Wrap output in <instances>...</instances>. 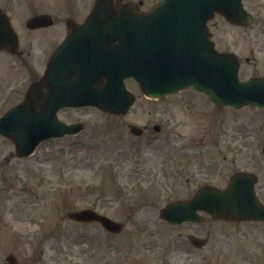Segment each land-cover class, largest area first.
Listing matches in <instances>:
<instances>
[{"label": "rangeland", "instance_id": "rangeland-1", "mask_svg": "<svg viewBox=\"0 0 264 264\" xmlns=\"http://www.w3.org/2000/svg\"><path fill=\"white\" fill-rule=\"evenodd\" d=\"M0 5L3 6L1 1ZM244 5L254 17L253 24L248 27L224 25L219 17H214L211 21L214 25L218 23L216 31L221 39L219 48L233 49L235 41L242 44L243 41L256 39L257 47L264 51V0H244ZM16 13L18 21H23L30 12L25 8ZM47 50H32V64L40 62L33 66L34 71H39L43 65V55L39 57L38 52L45 55ZM237 52L242 62L240 79L264 69V64L261 63L264 58L259 59L263 52H258L259 56L251 55L250 46L244 45L239 46ZM243 58H248L247 62ZM34 71L23 70L18 80V87L22 92L35 79ZM125 85L136 97L127 118L108 119V116L92 107L60 111L57 113L60 119L84 121V133L51 140L28 158L6 159V155L13 150V145L0 136V264H5L8 254H12L18 264H264L256 239L263 231L255 223H228L207 219L201 225L183 223L172 226L160 221L158 209L172 199L190 195L192 186L187 187L177 181L182 184L178 188L171 181L169 183L176 189L162 191L157 186L159 182L156 184L152 177L134 174L131 161L137 153L131 151V146L137 144L135 145L134 140H129V133L123 127L128 122L139 126L148 122L147 117L141 120L134 116L140 108L138 106L144 104L151 110L150 130L153 124L161 125L158 115L161 114L165 117L162 131L165 136L176 137L182 131L185 134L197 132V138L203 137L200 141L207 144L209 137L205 130L210 127L213 129L208 136L217 132L224 133V128L215 127L224 126L221 120L224 118L234 126L231 133L239 127L244 129L246 152L252 154L255 160L264 138V110L247 107L232 113L228 108H215L216 116L213 115V119L207 116L212 122L204 115L203 129L200 126L191 132V125L189 129L176 128L179 122L170 118L167 112L175 108V105L179 109L186 105L193 115L205 113L208 109H199L198 106L192 108L193 105L196 106L194 102L202 104V96L189 90L183 91L177 96V100L153 101L140 93L133 80H127ZM11 88L13 90L10 95L13 97H8L6 101L7 96H1L4 100L0 101V115L21 98L22 92L19 94L14 86ZM234 123L240 126L237 127ZM83 138H86V144L83 143ZM96 138L99 143L94 142ZM256 143H259L257 148ZM140 147L144 149V146ZM214 151L217 162L220 159L219 153L217 149ZM144 152L146 149L137 156L143 157L145 162L146 157L157 163L169 158L173 161V168L179 166L177 154L170 152L169 148L156 147L154 151ZM169 168L163 169L167 185H171L166 181L165 174V170ZM190 172L192 170L186 166L177 168L180 178H184L182 175L188 177ZM138 177L140 181L137 180ZM201 178L209 177L201 174ZM82 208H92L114 220L122 221L125 228L114 235L105 232L98 224H76L66 219L69 211ZM3 211L4 217L1 216ZM31 232L38 236L29 239L27 236ZM188 234L207 236L208 243L196 250L188 243ZM52 236L54 238L47 242L44 254L41 255L37 245L43 238L49 239Z\"/></svg>", "mask_w": 264, "mask_h": 264}, {"label": "water", "instance_id": "water-1", "mask_svg": "<svg viewBox=\"0 0 264 264\" xmlns=\"http://www.w3.org/2000/svg\"><path fill=\"white\" fill-rule=\"evenodd\" d=\"M215 11L235 23L245 24L248 21L241 10L240 0H161L150 18L144 14L131 13L129 8L112 12L100 0L83 30L87 34V39H83V51L90 50L89 55L83 54L84 59H90L83 63V76L78 68L71 69L70 43H64L53 55L43 77L41 86L48 88L47 99L44 100L46 106L35 113L31 104L35 102L39 86L32 85L26 102L0 119V133L11 136L17 154L22 156L31 152L44 139L42 130L56 135L63 133L55 131V126L60 124L55 120L52 108L56 110L64 105L90 104L110 112H125L133 99L123 84V80L128 77H133L139 83L140 90L152 98L192 86L207 94L213 102L235 107L245 104L264 106V78L240 82L237 78L238 62L233 55L216 52L211 44L200 40V35H191L199 43L186 40L176 43L175 34L181 33L184 26L186 29L194 24L196 33H204L205 22ZM128 24H134L136 28L123 31L118 26ZM146 26L151 29L152 41L147 39L150 32L149 29L145 30ZM162 31L167 32L162 37L173 35V44L171 41L169 45L161 44ZM107 32L116 33L114 40L119 41L116 50L102 49L105 46L102 38ZM119 32L120 35H117ZM98 46L103 51L93 57L91 48L97 49ZM70 69L71 75L68 74ZM101 82L104 85L99 87ZM71 90L83 93V103L71 101ZM44 121H48L46 124H51V127L41 128ZM26 141L29 142L25 144ZM251 184L241 175L234 177L225 191L204 186L191 200L168 205L161 215L170 221L194 220L197 219L196 210H205L216 217L256 219L258 213ZM69 217L80 221L96 220L112 232L122 228L120 224L91 210L72 212ZM190 240L193 244L196 241L197 245L202 244V241L193 237ZM7 260L12 263L11 257Z\"/></svg>", "mask_w": 264, "mask_h": 264}, {"label": "flooded vegetation", "instance_id": "flooded-vegetation-1", "mask_svg": "<svg viewBox=\"0 0 264 264\" xmlns=\"http://www.w3.org/2000/svg\"><path fill=\"white\" fill-rule=\"evenodd\" d=\"M141 3H143L142 6L147 4L148 6H151L155 0H140ZM80 7L72 10L67 9L70 12H73V16L77 17L79 16L78 20L80 23L83 21V9H86L85 6L88 3V0H79ZM89 4V3H88ZM59 7H62L64 5H71V2L68 0H61L59 4L57 3ZM88 6V5H87ZM37 14L44 13L46 11L43 8H39L38 10H35ZM59 14L64 13L65 17L69 15L65 11V9L59 8L56 11ZM34 13V14H35ZM57 16V15H55ZM56 24V23H55ZM53 24L52 27L54 29H50L51 27L46 28H35V29H24V30H18L17 36L19 38V43L25 45L26 47H33L36 45L39 46H50L52 48H55L61 39L66 37V35L69 33L70 29L73 28L74 25H63V26H57ZM213 34V32H212ZM214 36V34L212 35ZM83 37V35H82ZM48 43V44H46ZM83 43V40H82ZM16 58V57H15ZM19 60L23 62V58L19 57ZM1 66V64H0ZM8 81H6V86L8 87ZM63 111V110H62ZM150 113V111H149ZM172 113V112H171ZM174 114V113H172ZM175 115V114H174ZM176 116V115H175ZM173 116L170 115V118ZM190 115L188 112L184 115V117H181L179 119V122L177 123V126H182L186 119L189 118ZM144 132L145 134L139 136V137H133L135 145L132 144L131 151H136V156L132 157V166L134 170V174L141 176V174L149 176H154L153 180L154 182L157 181L159 184L157 186L164 191L166 190H172L176 189L175 186H179L178 188H181L180 186L183 184L188 187V185H192L193 182L196 180V177H199L201 172H204L206 169H214L216 164L213 162L214 155H215V145H216V139L209 137V141L207 144L202 143L200 141V138H197L198 136H182L178 135L176 137H167V136H155L147 125H144ZM153 129V128H152ZM245 132L242 127L237 128L231 135L229 134L227 137H222V143H224L227 147V151L224 153L226 156H223L222 158L224 161L229 160L227 162L228 165L234 164L235 162L231 160V157H233L234 160L240 161L242 164V168L244 170H250L249 168H253L254 170H250L256 174V195L259 201L260 206H264V155L261 152H258L257 156L254 157L252 154H248L246 152L247 148V141L245 140L246 137L244 136ZM176 140H174V139ZM158 144V145H155ZM141 146H144V149L149 151H154L156 147H159L161 149L169 148L170 152H175L178 156L179 166L182 168L183 166H186L187 169H191L192 172L188 174V177L186 180L182 181V184H179L177 181H181V178L177 174V168H173L172 164L173 161L169 158L166 160H161L160 162H156L155 160H152V158H147V162H145L143 157L137 156L140 151L144 150L141 149ZM202 152V155H201ZM200 155L202 158H200ZM158 156V155H157ZM237 156V157H236ZM207 157V158H205ZM230 157V159L228 158ZM153 164V165H152ZM165 167H170L169 170H165L166 174V181L175 182L173 186L167 185L163 178V169ZM216 170V168H215ZM141 173V174H140ZM158 174V175H157ZM217 174L215 173V176ZM139 178V177H138ZM187 189V188H186ZM257 225L262 227L260 230L263 231L262 233H259L261 239L264 241V221L257 222ZM52 239H44L43 243L47 244V242L51 241Z\"/></svg>", "mask_w": 264, "mask_h": 264}]
</instances>
